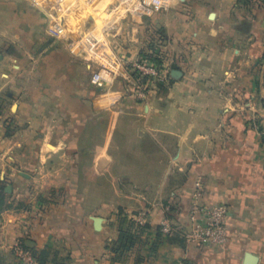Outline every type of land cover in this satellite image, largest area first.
<instances>
[{"label":"crops","instance_id":"0c3cea01","mask_svg":"<svg viewBox=\"0 0 264 264\" xmlns=\"http://www.w3.org/2000/svg\"><path fill=\"white\" fill-rule=\"evenodd\" d=\"M115 3L0 0V100H12L0 112V150L14 144L9 112L33 137L9 180L0 166V264H16L27 239L47 250L46 264H264V2L171 0L141 18ZM155 24L179 79L144 102L127 78L97 86L94 74L121 67ZM200 178L204 202L229 211L220 246L185 238ZM47 189L68 211L32 222L27 204L47 201ZM120 210L147 216L123 255L109 247Z\"/></svg>","mask_w":264,"mask_h":264},{"label":"rangeland","instance_id":"374dc122","mask_svg":"<svg viewBox=\"0 0 264 264\" xmlns=\"http://www.w3.org/2000/svg\"><path fill=\"white\" fill-rule=\"evenodd\" d=\"M113 1L115 2V0ZM31 2L33 3V0H31ZM136 45H138L139 48L138 52L130 56H123L121 67H116L113 64H109L104 66L103 69H105L107 73L113 77L119 76L123 79L127 78L129 84L132 86L131 94L133 98L144 102L151 98H156L157 95L162 93L164 89H167L175 80H178L180 74H176V72L179 73L180 70L177 69L179 64L175 67L177 62L175 63V60H173L169 43L163 40L162 33L157 28L156 24L148 30L144 37V41L141 42V40H139ZM16 61L20 62L23 65V68L24 66L25 68H28V65L24 63L25 60L22 59ZM94 61L98 63V61L95 59L87 62V64L91 66L90 70L95 69V66L93 65ZM20 63L17 65L18 67H20ZM25 68L23 70H25ZM119 72L122 74H119ZM5 102H7L6 105ZM9 104H12V100H0V112L4 113L5 110H8ZM6 118L5 126L6 134L8 136V140L6 141H14V144H18L17 146H14L13 144L12 147L7 151L0 150V166L4 165L8 170V172H6L5 176L3 177L4 180H9L8 174L9 171H11V168L20 164H24L27 156H25L24 151L21 152V150L28 145L33 146V137L26 139V136L21 134L19 131L21 127L18 125V120L12 113L9 112V117ZM50 173L51 172L33 171V178H45V175ZM0 178L2 177L0 176ZM0 187L3 186L0 185ZM44 198H46L47 201L43 202L37 200L33 201V203L27 204L26 211L31 217L32 222L40 223L47 215H63V213L68 211L67 203L64 200L62 192H53L51 189H47L46 197ZM117 214L126 220V222L125 220L122 222L117 221L119 224V230L126 229L129 226V228L132 230L137 231L142 227V225L135 221V218H137L142 213H126L119 211ZM109 246H112V244ZM18 247L25 248L35 255L33 241L31 239L19 241L15 245L14 251L16 264H19L18 255L16 253ZM35 256L37 257V255Z\"/></svg>","mask_w":264,"mask_h":264},{"label":"built area","instance_id":"2783aa9c","mask_svg":"<svg viewBox=\"0 0 264 264\" xmlns=\"http://www.w3.org/2000/svg\"><path fill=\"white\" fill-rule=\"evenodd\" d=\"M255 5L264 0H251ZM116 8L137 18L152 17L156 12L167 10L171 0H116ZM113 77L106 70H99L93 76V82L103 88L111 82ZM204 181H196L188 213L190 230L185 233L189 242H200L220 246L226 243L228 235L227 220L229 211L224 205H208L204 202ZM135 221L140 225L147 224L145 213L140 214ZM173 231L168 218H164L160 225L162 236L167 237ZM19 264H40L38 258L29 250L18 247L16 250Z\"/></svg>","mask_w":264,"mask_h":264},{"label":"trees","instance_id":"16d2710c","mask_svg":"<svg viewBox=\"0 0 264 264\" xmlns=\"http://www.w3.org/2000/svg\"><path fill=\"white\" fill-rule=\"evenodd\" d=\"M120 211L122 212V210ZM145 228H147V224L145 226H142L140 230H137L135 233L131 228H129L128 230L120 229L118 239L112 243V246H109L110 249L116 254L123 255L140 241V234L145 230ZM34 252L35 255H37L40 264L47 263V250H43L41 252L34 250Z\"/></svg>","mask_w":264,"mask_h":264}]
</instances>
